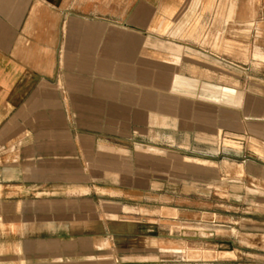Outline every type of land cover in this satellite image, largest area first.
<instances>
[{"label": "rangeland", "instance_id": "374dc122", "mask_svg": "<svg viewBox=\"0 0 264 264\" xmlns=\"http://www.w3.org/2000/svg\"><path fill=\"white\" fill-rule=\"evenodd\" d=\"M175 43L180 54L171 60ZM145 46L141 62L156 71L110 69L107 77L89 60L67 57L66 125L51 120L55 133L34 136L0 133V264H264V246L219 205L236 184L218 183L219 167L203 162L221 156L212 160L219 141L200 125L203 105L186 100L196 87L170 73L178 64L181 75L194 69L201 77V40L152 38ZM123 106L146 113L137 119ZM50 139L75 143V151L68 143L58 152L81 159V178L29 167L47 156L33 146ZM224 143L241 146L230 134Z\"/></svg>", "mask_w": 264, "mask_h": 264}, {"label": "crops", "instance_id": "0c3cea01", "mask_svg": "<svg viewBox=\"0 0 264 264\" xmlns=\"http://www.w3.org/2000/svg\"><path fill=\"white\" fill-rule=\"evenodd\" d=\"M167 24L170 30L164 32ZM152 38L201 40V77L194 69L192 76L181 75L178 64H170V73L196 87L184 93L186 100L203 105L200 125L219 141L212 148V160L221 156L218 163L203 162L219 167L218 183L236 184L231 198L219 199L220 207L232 208L240 216L233 217L234 225L264 246V0H0V133L34 136L55 133L51 120L66 125L67 57L89 60L107 77H114L110 69L156 71L141 62ZM170 48L171 60L178 58L181 47ZM73 68L82 69L80 64ZM102 108L96 105V117ZM122 110L128 116L135 111L137 119L146 113L130 106ZM227 134L241 146L226 145ZM45 142L39 140L32 152L43 150L47 156L31 158L29 167L81 178V159L58 152L68 143L75 151V143Z\"/></svg>", "mask_w": 264, "mask_h": 264}, {"label": "bare ground", "instance_id": "6f19581e", "mask_svg": "<svg viewBox=\"0 0 264 264\" xmlns=\"http://www.w3.org/2000/svg\"><path fill=\"white\" fill-rule=\"evenodd\" d=\"M233 140V139H232ZM239 144V143H238Z\"/></svg>", "mask_w": 264, "mask_h": 264}]
</instances>
